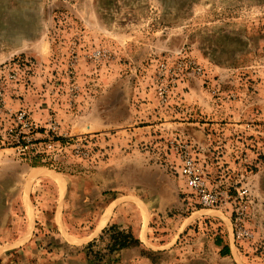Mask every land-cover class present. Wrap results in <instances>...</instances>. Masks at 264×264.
<instances>
[{"label": "rangeland", "instance_id": "obj_1", "mask_svg": "<svg viewBox=\"0 0 264 264\" xmlns=\"http://www.w3.org/2000/svg\"><path fill=\"white\" fill-rule=\"evenodd\" d=\"M16 58L34 130L0 147V264H264V0H0ZM113 225L141 245L109 252Z\"/></svg>", "mask_w": 264, "mask_h": 264}, {"label": "built area", "instance_id": "obj_2", "mask_svg": "<svg viewBox=\"0 0 264 264\" xmlns=\"http://www.w3.org/2000/svg\"><path fill=\"white\" fill-rule=\"evenodd\" d=\"M25 60L16 58L0 69V147L28 148L27 133L34 130L33 123L25 111L12 110L7 104V87L25 81ZM178 173L198 203L204 207H217L221 202L220 192L211 188L201 168L188 153H182Z\"/></svg>", "mask_w": 264, "mask_h": 264}, {"label": "trees", "instance_id": "obj_3", "mask_svg": "<svg viewBox=\"0 0 264 264\" xmlns=\"http://www.w3.org/2000/svg\"><path fill=\"white\" fill-rule=\"evenodd\" d=\"M102 233L103 234L106 233L109 235V243L107 245V249L111 253L118 254L120 251L124 249L140 246L142 243L140 238L135 236V234L131 230H122L116 225L105 228ZM217 242L220 244L221 240L217 238ZM94 244L95 241L89 243L87 247L91 248L94 246ZM221 252L223 255H229L230 254L229 245L227 244L226 246H224ZM95 258H98L97 261L102 259L101 257H98V255H96ZM92 262L94 263L93 260Z\"/></svg>", "mask_w": 264, "mask_h": 264}, {"label": "crops", "instance_id": "obj_4", "mask_svg": "<svg viewBox=\"0 0 264 264\" xmlns=\"http://www.w3.org/2000/svg\"><path fill=\"white\" fill-rule=\"evenodd\" d=\"M141 240V239H140Z\"/></svg>", "mask_w": 264, "mask_h": 264}]
</instances>
